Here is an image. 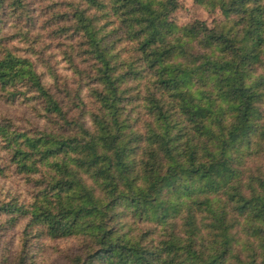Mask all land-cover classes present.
Masks as SVG:
<instances>
[{
    "label": "trees",
    "instance_id": "obj_1",
    "mask_svg": "<svg viewBox=\"0 0 264 264\" xmlns=\"http://www.w3.org/2000/svg\"><path fill=\"white\" fill-rule=\"evenodd\" d=\"M45 1L79 37L94 109L65 117L32 44L13 43L32 2L0 0V95L44 119L0 122V173L34 188L27 204L0 193V216L27 218L0 264H28L37 234L84 240L73 264H264V170L246 166L264 154V0H208L216 20L181 25L179 0Z\"/></svg>",
    "mask_w": 264,
    "mask_h": 264
},
{
    "label": "rangeland",
    "instance_id": "obj_2",
    "mask_svg": "<svg viewBox=\"0 0 264 264\" xmlns=\"http://www.w3.org/2000/svg\"><path fill=\"white\" fill-rule=\"evenodd\" d=\"M32 2L33 27L29 37L23 41L17 39L13 43L21 49H25L30 42L34 54L31 58L37 65V70L43 73V81L52 88L57 98L61 101L62 110L68 120L84 121L87 125L91 122L94 109V101L90 96V84L88 82L89 61L83 60L79 37L72 35L71 30L58 31L57 17L53 14L64 11L62 8L44 11L45 0H30ZM59 1V0H58ZM63 0H60L62 2ZM60 7V5H59ZM218 13L213 10L208 0H179V8L174 13L178 25L193 19L204 20L207 24L216 20ZM101 20L99 24L103 23ZM21 25V24H20ZM109 27L103 29L109 30ZM17 30V24L7 21L5 33ZM111 37V36H110ZM124 53H130L133 44L122 40L119 44ZM22 50V51H23ZM23 53V52H21ZM131 54L129 57H134ZM139 64V63H136ZM262 72L259 68L255 74ZM11 122L14 126L35 129L44 123L43 116L32 109L29 102L18 99L13 102L5 101L0 95V122ZM252 161L247 164L256 170L260 166L264 170V154L252 156ZM255 168V169H254ZM22 175L14 169H6L0 173V193L17 194L19 202L27 204L32 201L34 188ZM9 216H0V246L3 253L8 254L9 260L18 256L22 246V231L27 224V218H18L11 223ZM36 233V230L32 231ZM153 235H155L153 233ZM28 264H73V258L81 255L85 250V242L77 236L65 238H52L44 234H37L32 238L28 246Z\"/></svg>",
    "mask_w": 264,
    "mask_h": 264
}]
</instances>
